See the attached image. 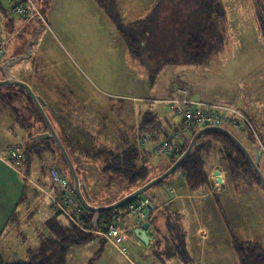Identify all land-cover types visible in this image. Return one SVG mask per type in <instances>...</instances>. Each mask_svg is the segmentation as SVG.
<instances>
[{
  "label": "rangeland",
  "instance_id": "obj_1",
  "mask_svg": "<svg viewBox=\"0 0 264 264\" xmlns=\"http://www.w3.org/2000/svg\"><path fill=\"white\" fill-rule=\"evenodd\" d=\"M221 1L225 14L212 19L205 10L208 0H36L40 12L36 18L19 19L11 24L17 15L9 13L8 0H0V43H5L0 57V78L3 61L23 52L35 30L45 26L34 45L32 58L13 66L12 72L26 79L46 99V110L72 156L75 155V161L85 170L91 169L96 177L101 172L97 171L96 162L90 165L91 161L84 159L85 153L75 144L78 141L75 133L88 135L90 146L115 149L119 143L117 132L123 127L124 134H132L136 141L143 115L158 105L165 109L173 124H178L180 117L169 108L168 100L179 87L186 88L196 100L229 105L249 114L256 120L264 148V0ZM199 34L206 37L212 55L201 64H191L186 60L185 46L192 36ZM132 39L137 44L136 54L131 48ZM10 91L13 105L29 121L24 123L33 126L28 131L12 121L10 110L3 111L0 150L11 142H24L18 134L28 131L35 136L47 129L26 98L20 92L15 96L19 89ZM55 103H61L67 110L62 115L55 114ZM165 125L168 127L167 122ZM228 127L255 153L257 145L246 132ZM49 139L39 146L41 154L34 156V166L47 169L53 164L52 167H58L72 179L55 142ZM19 144L13 143L9 148ZM46 144L53 146L58 161H53V153ZM209 162L211 171L219 167L226 172L227 182L219 190L211 178L208 186L218 196L208 202L212 238L204 264H239L233 235L245 243L264 247V189L246 173L239 182L228 183L229 170L217 154ZM171 164L169 155L154 153L148 161L149 179ZM260 166L264 172V153ZM80 173L84 177L82 169ZM112 176L109 174L107 180L89 186L95 202L109 204L108 201L122 197L132 188L128 179ZM170 177L149 190L155 202L165 190L166 181L177 184ZM35 214L32 219L39 216ZM25 243L27 247L35 244L32 239ZM15 245L17 251H13L10 243L0 247L7 261L28 257L25 246L18 242ZM143 246L139 258H135L133 246L127 242L128 258L137 264L158 259L153 248L148 250L146 243ZM103 248L106 251L102 257L92 260ZM69 254V264H129L124 253L99 237L93 244L74 247ZM179 260L176 257L175 261Z\"/></svg>",
  "mask_w": 264,
  "mask_h": 264
},
{
  "label": "crops",
  "instance_id": "obj_2",
  "mask_svg": "<svg viewBox=\"0 0 264 264\" xmlns=\"http://www.w3.org/2000/svg\"><path fill=\"white\" fill-rule=\"evenodd\" d=\"M16 18L17 19L14 18L11 20V24L19 21L20 18L18 16ZM53 107V111L57 115H62L64 111L67 110L63 109V105L61 103H55V106ZM144 108L147 107L144 105ZM169 108L171 109L170 106ZM148 111H152L155 115H157V120L160 126L158 129H154L155 132L162 137H166V135H168L173 129V122L166 116L165 109H162V107L158 105ZM247 115L250 116L249 114ZM10 117L14 123H20L17 122L12 115H10ZM61 120L58 122L64 123ZM165 122H167L168 127H164L166 126ZM28 131H30V129ZM28 131L24 135L16 132V134L22 135L21 138H23L24 142H21V144L11 142L5 149L2 148L0 150V247L3 245L9 246L10 243L11 247L14 248L13 251H17L19 248L15 249L17 247L15 243L18 242L21 247L25 246L29 257L31 250H37L40 247L43 238L55 235L52 228L49 227L48 221L56 216L57 211L52 206L50 198V194L54 192L52 177L50 174L53 164L47 169L38 166L37 164L34 166L33 158L32 162L30 164L23 165L21 168L22 172H19L13 168L7 160V152L13 143L21 146L28 144L31 137V132ZM75 132H77V130H73V133ZM75 134L77 135L78 140L75 141V144L80 150H83V153H85L84 159L90 160V165H92L93 161L96 162L98 167L97 171L99 173L101 172L100 174L103 175L98 174L99 176L96 177L95 175L97 174H93L91 169L87 171L88 169L85 170L83 165H81L80 170L82 169L84 172V177L82 176V178L85 183L89 187L97 185L99 180L105 181V178L107 180L106 176L109 174L103 173L102 160L97 153L100 148L90 146L89 142H87L88 139H86L88 135L86 136V134L80 133V131ZM116 135L118 136L119 143L115 149H121L126 146L128 142V135L130 136L129 139L131 141L133 140L132 134H128L127 132L124 134L123 127ZM93 149H95V151H93ZM50 152L51 154L53 153V161H58L54 157V149L51 148ZM73 156L75 157V155ZM178 175L179 174H173L169 178L175 180L177 184L166 181L164 185L165 190L158 194V201L156 202L157 207H150L147 209L148 219L151 222L147 232L152 237L150 243L148 244L149 248H147L148 250L153 248L154 255L158 253V259H153V263H146V261H144L145 264H156L155 261H157L158 264H204L207 247L209 246L212 238V230L207 217L209 207L208 202L212 197L218 196V194H214L216 193L214 189L201 188L196 191L192 190L188 184H186L185 179ZM113 176L116 179H123L119 175L113 174ZM105 184L108 185L107 183ZM171 188L175 190L174 194L169 192L168 189ZM116 199L118 198L108 202H113ZM35 213L39 216L32 219L31 216ZM58 219L68 222L62 215L59 216ZM124 223L129 229L127 242H130L133 246L135 258H139L141 251L144 249V242L135 233V228H137L135 225L136 216H126L124 218ZM26 232L29 233L26 234ZM131 232H133L132 235ZM99 238L102 242H107L104 237L99 236ZM31 239L35 242V244L32 247H27L25 242H30ZM23 241L24 243H22ZM94 241L89 242V244H93ZM114 246L117 247L116 245ZM74 247L70 249V254L72 253V249ZM183 247H185L188 253L187 262L182 260ZM139 248L140 250H138ZM105 249L106 248H103V251L99 250V252H97L98 254L96 253L97 255L92 258V260H95V258L99 256L100 259L106 251ZM117 249L120 250L118 247ZM0 252L4 255L1 250ZM128 255H124L126 261L129 264H137L135 261L130 260ZM28 257L24 258V256H21L20 258L28 259ZM176 257H179L180 259L178 262L175 261Z\"/></svg>",
  "mask_w": 264,
  "mask_h": 264
},
{
  "label": "trees",
  "instance_id": "obj_3",
  "mask_svg": "<svg viewBox=\"0 0 264 264\" xmlns=\"http://www.w3.org/2000/svg\"><path fill=\"white\" fill-rule=\"evenodd\" d=\"M205 7L208 18L218 19V18H222L225 14L224 5L221 0H208ZM262 25H263L262 28L264 34V21H262ZM130 42H131V48L134 51L137 44L135 41H133V39ZM134 52L136 54V51ZM185 52L187 57L186 60L188 63L191 64H201L205 60H207L210 57V55H212L211 47L208 44L206 37L203 34L192 36L185 46ZM17 88L19 89V91H16L15 93L17 95H20L21 93V96H24L26 98L27 104L31 106L33 112L36 113L38 115V118L43 121L38 109L34 105L29 95L22 88L19 87ZM3 89H5V91H3ZM11 89L12 88L0 87V114L5 110H10L12 117L17 122H20V124L23 126L24 129L29 130L33 125L24 123L27 120L23 119V117L20 116V110L13 105V99H12L13 97H11L12 91H10ZM252 120L256 124V121L253 118ZM27 122L29 123V121ZM159 126L160 125L157 120V115H155L152 111H147L143 115L141 122L138 125V127L144 130L146 129L156 130L159 128ZM198 129L199 128H195L193 134ZM33 136L34 135H31V142H32L31 145L27 144L22 146L25 155L23 165L30 164L35 155L39 156L41 154L40 151H38V148L41 145V143L45 141V139L34 141ZM250 136L251 135L249 134V137ZM158 137L161 138L162 136L159 135ZM129 138L130 136L128 135V139H127L128 142L126 146L122 147L121 149L116 150L109 147H101L100 149H98L97 153L99 154L100 159L102 160V164H103L102 170L105 173L112 175L113 174L119 175L124 179H128L132 187L129 191H132L140 185L139 183H143L149 180L150 178L149 176L151 175V167H149L148 161H149V157L152 156L154 153L151 151H141L138 148L136 141L134 139L131 141ZM47 139L48 138H46V140ZM61 139L66 145L64 139L62 137ZM251 139L252 137H250V140ZM49 140L54 141L51 138ZM189 141L190 139L186 143H183L176 153L169 155L172 163L181 153L184 152ZM199 141H201L202 144L200 146H196L192 151V153L181 163L180 167L173 173L176 174L177 172L181 171L182 174L184 175L186 184H188V186L192 190L196 191L201 188H207V189L209 188L208 186L211 183L210 175L212 169L209 167V163H210L209 161L210 158H213L215 154L218 155L221 164L226 166L227 170H229V178H227L228 183L229 182L233 183L236 181L239 182L240 179L243 178V175L248 174V177H253V179H255L253 181L254 183H258L264 189L258 176L252 169L251 165L249 164L242 150L234 143V141H232L224 133L215 130L208 131L205 132L199 138ZM45 147H48L50 150L51 148H53V146H49L47 144L45 145ZM66 147L68 148L67 145ZM74 162L78 166V170L80 173V165L75 160ZM67 171L71 176L68 167H67ZM80 176L82 178V175ZM235 184L236 183H234L233 185ZM87 188L90 191L88 185ZM91 196H92L91 197L92 204L95 205L107 204L105 202L97 203L93 199V195ZM133 201H131L130 203H132ZM130 203L125 205L121 209V212ZM111 213L113 212L105 211L101 213L99 228L102 226L105 218ZM59 216H61V213L57 211L56 216L48 221V225L49 227L52 228L53 233L55 235L51 237L43 238L40 247L37 250L30 251L28 259L17 258L14 260L7 261L4 255L0 252V264H68V254L73 246L87 244L97 239V237H99L97 233L81 230L80 228L70 223L69 221L68 222L61 221L60 219H58ZM93 216H94L93 213L88 211V223L90 225H92ZM233 248L239 260V264H264L263 245L252 244L250 242L245 243L244 241H240L238 238H236V236L233 235ZM182 252H183L182 260L187 262L188 253L185 247H183Z\"/></svg>",
  "mask_w": 264,
  "mask_h": 264
},
{
  "label": "built area",
  "instance_id": "obj_4",
  "mask_svg": "<svg viewBox=\"0 0 264 264\" xmlns=\"http://www.w3.org/2000/svg\"><path fill=\"white\" fill-rule=\"evenodd\" d=\"M8 2L9 13L21 17V20L31 21L40 13L35 0H8ZM4 47L5 43H0V57ZM168 103L172 112L180 117L179 123L173 124L172 131L166 137L161 138L153 130L149 131L138 127L136 143L141 151H151L163 155L176 153L183 143L191 139L195 128L208 124L225 127L234 126L249 133L257 146H263L256 124L250 116L240 109L229 105L196 100L190 97L189 91L184 87L177 88L174 97L170 98ZM24 158V150L21 145H13L7 154L8 162L19 172H21ZM216 170H220V175H215ZM225 173L219 167H215L211 171L210 177L216 187L220 188L222 183L225 184ZM50 174L54 189V192L50 194V198L54 209L81 230L97 233L116 245L122 253L128 255L126 243L129 229L123 226L122 222H124L126 216L131 215L136 216V227H141L145 221H150L147 215V209L150 208L149 205L152 203L150 199L144 195L136 197L122 212L109 214L100 228L99 226L94 228L93 223L92 225L88 223V210L80 201L72 179L56 166L51 168ZM176 174L184 178L181 171ZM168 190L172 194L175 193L172 188Z\"/></svg>",
  "mask_w": 264,
  "mask_h": 264
},
{
  "label": "water",
  "instance_id": "obj_5",
  "mask_svg": "<svg viewBox=\"0 0 264 264\" xmlns=\"http://www.w3.org/2000/svg\"><path fill=\"white\" fill-rule=\"evenodd\" d=\"M45 29V26L38 27L35 30L34 37L29 39L25 44L23 52L18 53L14 56L7 58L3 61L1 65L2 77L0 78V87L4 88H22L31 98L34 105L38 109L41 118L43 119L47 131L39 133L33 137V140H41L46 138H51L54 140L57 145L72 177V183L74 189L82 202L83 206L93 213V227L98 228L99 222L101 220V213L105 211L120 213L121 208L133 201L136 197L144 195L150 199L152 202L149 207H157L154 196H152L149 190L159 184L160 182L166 180L171 176L181 165V163L192 153L196 146H200L202 143L199 141V138L208 131H220L228 136L234 143L242 150L246 156L249 164L252 169L258 176L261 184L264 187V172L260 166L261 158L264 153V148L261 145H258L255 153L239 138V136L233 132L228 127L217 125V124H208L200 127L191 137L186 149L181 153L176 160L161 174L149 179L145 184L138 186L136 189L126 193L119 199L103 205H95L91 203V195L88 191L85 181L82 180L78 166L75 164L68 148L61 139L55 124L49 116L48 111L46 110L47 101L46 99L38 93L35 88L26 80L18 77L12 72V67L21 63L23 60L31 59L34 54V45L39 42V37L41 32ZM220 170L215 171V175H220ZM122 225L125 226V223L122 222ZM150 221H145L141 227L135 228V233L138 237L147 245L150 243L152 237L148 234L147 229L149 228Z\"/></svg>",
  "mask_w": 264,
  "mask_h": 264
},
{
  "label": "flooded vegetation",
  "instance_id": "obj_6",
  "mask_svg": "<svg viewBox=\"0 0 264 264\" xmlns=\"http://www.w3.org/2000/svg\"><path fill=\"white\" fill-rule=\"evenodd\" d=\"M17 95V94H16ZM46 131H47V129H46Z\"/></svg>",
  "mask_w": 264,
  "mask_h": 264
}]
</instances>
